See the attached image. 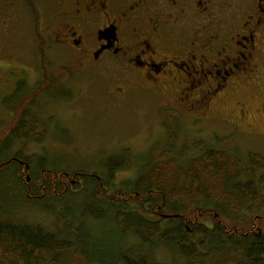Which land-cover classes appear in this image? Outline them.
<instances>
[{"label": "trees", "instance_id": "16d2710c", "mask_svg": "<svg viewBox=\"0 0 264 264\" xmlns=\"http://www.w3.org/2000/svg\"><path fill=\"white\" fill-rule=\"evenodd\" d=\"M25 84L22 80L18 92L5 101L25 94ZM43 87H36L29 96L34 100ZM167 113L170 119L166 127L174 143L179 116L173 110ZM18 114L17 126L0 141V176L11 163L21 171L22 164L7 156L15 140L39 142L49 135L50 119H41L34 109ZM67 133L68 128H61L60 140ZM171 147L160 149L158 159L148 169L146 166L135 179L121 184L116 176L131 164L128 149L109 156L102 173L74 170L78 181L83 180L77 183L80 208L66 209L57 217L60 228L56 231L0 213V264H264V173L257 172L264 168V154L249 151V162L245 164L232 151L208 146L184 164ZM14 157L29 165L32 184L43 178V169H49L45 158L34 161V156H26L22 150ZM55 170L57 175L46 173L67 178ZM242 175L248 178L242 180ZM17 180L26 183L23 174ZM55 184L58 192L46 184L52 197L67 198L78 192L61 188L58 181ZM88 217L111 218L123 236L132 234L153 247L163 243L181 260L158 261L134 248L96 254L100 240L86 227Z\"/></svg>", "mask_w": 264, "mask_h": 264}, {"label": "flooded vegetation", "instance_id": "af4514ba", "mask_svg": "<svg viewBox=\"0 0 264 264\" xmlns=\"http://www.w3.org/2000/svg\"><path fill=\"white\" fill-rule=\"evenodd\" d=\"M29 21L38 44H47L48 60L57 62L66 57L81 69L104 73L115 80L114 85L120 83L119 96L170 97L172 105H160L165 133L169 132L167 110H173L180 119L185 110L208 108L215 97L264 64V0H0V47L4 48L3 40L15 30L28 27ZM54 45L61 46V51ZM6 57L9 59L0 52V74L6 71L3 63L7 61L12 66L5 78L14 76L16 80L13 84L5 80L11 88L0 95V141L17 126L18 113L34 108L29 92L36 87L43 84L42 93L71 94L59 84L61 75L51 77L45 72L49 61L33 79L25 72L16 73L20 65ZM22 80H26L25 94L6 102L18 92ZM31 82H36L34 87ZM239 104V115L245 119L247 107ZM52 118L47 116L46 120ZM194 120L197 122V117ZM11 158L22 164L21 173L29 174L30 179L26 162ZM46 171L57 175L49 166L34 184L26 179L27 196L44 198L47 183L58 192L55 181L64 189L83 183L74 170H60L65 179ZM13 172L18 179L17 167L9 174Z\"/></svg>", "mask_w": 264, "mask_h": 264}, {"label": "rangeland", "instance_id": "374dc122", "mask_svg": "<svg viewBox=\"0 0 264 264\" xmlns=\"http://www.w3.org/2000/svg\"><path fill=\"white\" fill-rule=\"evenodd\" d=\"M40 3L42 4L41 1ZM29 24L23 29L18 28L11 37L3 40L1 56L5 59H9L6 57L9 56L14 60L13 63L20 65L16 73L25 72L33 79L38 78L42 72L40 68L49 61L45 72L51 74V77L52 74L61 75L59 84L71 94L65 96L44 92L36 96L33 109L40 118L46 120L47 116H53L48 125L49 135L39 142H16L8 152V157L22 150L26 156H34V161L45 158L47 166L57 170L102 173L109 156L128 149L131 164L118 171L116 176V182L121 184L135 179L146 166L148 169L158 159L160 149L166 147L172 146L173 153L184 164L200 154L203 147L208 146L232 151L245 164L249 162V151L264 154V64L262 68L259 65L260 72L256 70L253 74L242 76L215 97L208 108L195 112L185 110L175 125L177 140L173 143L169 139L172 132L165 133L161 125L163 114L160 112V105L173 104L170 97L163 95L162 99H158L140 94L119 96L117 86L120 83L114 85L115 80L104 73L96 72L93 68L81 69L66 57L57 62L48 60L49 52L45 49L47 44H38L33 24L30 21ZM54 47L59 52L62 49L58 45ZM3 65L6 71L12 66L7 61ZM6 71L0 74V95L11 88L9 82L13 84L16 80L14 76L6 79ZM5 80L9 81L8 84ZM30 84L34 87L36 82ZM50 94L56 95V100ZM241 102L247 107L245 119L239 115ZM196 117L197 122L194 120ZM63 127L68 128V133L64 140H60L58 135ZM199 141L203 142L202 146L198 145ZM15 167L14 163L8 164L0 177V213L56 231L60 228L57 217L66 209L80 208V187L74 182L72 187L78 191L76 194L61 199L48 195L41 201H36L31 195L27 196L16 173L9 174ZM257 172L259 175L264 173V168ZM19 174H22L21 171ZM23 175L26 180L29 174ZM247 178L246 175L241 177L242 180ZM31 179L30 177L29 181ZM47 205L56 209L52 210ZM80 215L81 211L78 209L77 216ZM85 224L93 235L96 233V239L100 240L96 254L112 253L118 248H134L150 254L158 261L169 263L181 260L180 256L178 258L173 253V249L169 250L163 243L157 242L153 247L145 245L132 234L123 236L120 227L111 218L97 220L88 217Z\"/></svg>", "mask_w": 264, "mask_h": 264}, {"label": "water", "instance_id": "95a60500", "mask_svg": "<svg viewBox=\"0 0 264 264\" xmlns=\"http://www.w3.org/2000/svg\"><path fill=\"white\" fill-rule=\"evenodd\" d=\"M29 167V165H27V168ZM27 180H29V175L27 176Z\"/></svg>", "mask_w": 264, "mask_h": 264}]
</instances>
